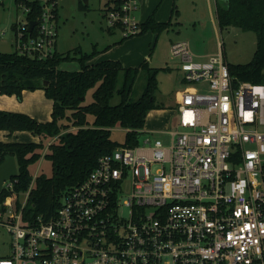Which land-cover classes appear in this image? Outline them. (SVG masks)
I'll return each mask as SVG.
<instances>
[{"label": "built area", "instance_id": "2783aa9c", "mask_svg": "<svg viewBox=\"0 0 264 264\" xmlns=\"http://www.w3.org/2000/svg\"><path fill=\"white\" fill-rule=\"evenodd\" d=\"M60 1L15 0L25 14L15 51L54 54ZM136 9L107 0L109 28L139 34ZM171 52L186 87L170 142L146 137L102 156L49 219H25L27 202L9 195L0 225L11 252L0 264H264V84H235L221 50L201 60L179 40Z\"/></svg>", "mask_w": 264, "mask_h": 264}, {"label": "trees", "instance_id": "16d2710c", "mask_svg": "<svg viewBox=\"0 0 264 264\" xmlns=\"http://www.w3.org/2000/svg\"><path fill=\"white\" fill-rule=\"evenodd\" d=\"M29 5L38 8L35 3ZM216 7L221 29L238 27L256 34L253 59L246 64H228L235 84H264V0H217ZM173 12H179L175 4ZM29 17L35 19L36 16L31 14ZM171 25V20L159 22L153 14L140 23L139 34L149 30L160 33ZM13 28H16L15 24ZM75 52L80 54L78 71L60 68L63 60L71 58L70 53L55 51L40 59L17 51L0 52L1 94L21 99L24 91L44 90L53 100L52 119L48 122L0 109V131L9 134L25 131L38 137V141L31 142L0 141V164L7 155H12L18 165V175L11 181L13 188L4 187L0 193V208L9 195L29 191L33 184L23 210L24 218L28 220L38 216L51 218L62 195L84 181L102 156L111 154L119 146L139 145L145 134L148 113L163 107L156 98L160 69L151 67L148 59L137 67H125L120 60L89 63L96 51L89 54L77 49ZM141 70L148 72L147 85L143 94L132 100L133 86ZM91 90L93 100L86 103ZM116 96L119 102L113 104ZM117 126L126 130L123 144L112 139V129ZM51 138L56 141L49 145L44 157L52 162V175L34 177L30 166L42 158L45 140Z\"/></svg>", "mask_w": 264, "mask_h": 264}, {"label": "rangeland", "instance_id": "374dc122", "mask_svg": "<svg viewBox=\"0 0 264 264\" xmlns=\"http://www.w3.org/2000/svg\"><path fill=\"white\" fill-rule=\"evenodd\" d=\"M136 1L137 9L133 14L139 23L146 21L148 16L154 13L155 18L161 19L159 20L161 22L171 19L172 25L160 33L149 30L142 35H133L121 41L125 37L124 30L120 27L109 28L105 16L107 0H89L88 5H85L83 0H61L55 50L60 54L70 53L71 58L63 60L60 68L67 71H78L81 68L78 60L80 54L75 52L77 49L89 54L96 51L92 61H100L112 56L113 60L119 59L125 66L137 67L148 59L151 67L160 69L157 74V103L162 106L163 103L169 105L165 109L168 111L165 120L168 119L167 129L174 130L177 127L178 116L175 115V107L170 105L176 94L183 90L186 84L183 73L179 69V60L173 59L172 43L179 40L189 41L195 53L214 52L213 54L217 55L221 50L227 65L246 64L253 59L256 34L253 31H243L238 27L221 29L219 24L216 30L211 19V11H214L216 7L215 0H210L211 6L209 0H146L145 5H143L144 1L143 3L140 2L141 0ZM174 4L179 11L178 14L173 12ZM24 18L25 14L19 9L15 0H4L0 3V52L15 51V40L20 37L21 32L18 31L16 35L13 25ZM219 42H221L220 46ZM147 79L148 72L141 70L133 86L132 100H137L143 94ZM122 80L121 76L120 85ZM92 94L93 90L88 93L86 103L93 100ZM118 102L119 97L116 96L112 103ZM161 108L153 110H161ZM150 120L149 117V122ZM149 122L145 124L148 126ZM125 134L126 130L120 126L112 129V139L121 144L125 141ZM146 137H150L153 141L156 139H162L166 143L170 141L169 134L148 135L145 133L141 137V142ZM55 141L56 138L45 140L42 158L30 166L34 177L41 174L49 177L52 175V162L44 155L49 145ZM27 193L28 191L18 195L20 203L27 202ZM11 244V234L5 226L0 225V258L9 256Z\"/></svg>", "mask_w": 264, "mask_h": 264}, {"label": "crops", "instance_id": "0c3cea01", "mask_svg": "<svg viewBox=\"0 0 264 264\" xmlns=\"http://www.w3.org/2000/svg\"><path fill=\"white\" fill-rule=\"evenodd\" d=\"M142 1H144V3ZM145 1L146 0H141L140 2H142L143 5H145ZM209 4H210V0H209ZM210 6H211V4H210ZM215 6H217V0H215ZM216 8L217 7H215L214 11H211V14H212L211 19H212V22L214 23L215 29L218 30V26H217L218 18H217V9ZM150 16L151 15H149L148 18ZM170 18H172V17H170ZM159 20H161V19L158 18V21ZM169 20H171V19H169ZM159 22H161V21H159ZM122 39H121V41H122ZM191 49H193L192 46H191ZM213 53L214 52L195 53V54L197 56L199 55L198 57L200 59L206 60L210 56L214 55ZM103 60H113V59H112V56H108L107 58L100 59V61H103ZM115 60H119V59H115ZM100 61H98V60L92 61L91 60L89 63H97ZM125 67H135V66H125ZM168 106H169L168 104L163 103V108H161V110H156V111L153 110V111H150L148 113V116H147L148 120L146 119V122L147 121L149 122V117L151 118V120H150L148 126L145 124L144 132L146 134H148V135L149 134L153 135L154 133H162L164 135L169 134L170 140H171L172 132L176 128L174 130L167 129L168 128V122H167L168 119L165 120V118L167 116L166 113L168 111L165 109ZM170 106L175 107V109H176L175 115L178 116V120H179V113L177 110V97L176 96L174 97V101H173L172 105H170ZM0 109L4 110V111L24 113V114H27V115L35 118L36 120H38L40 122H48L52 119L53 100L47 98L44 90L24 91L21 99L15 95L8 96V95H4V94L0 93ZM163 122H165V123H163ZM0 141H3V142H15V141L31 142V141H38V137H35L32 133L25 132V131L16 132L13 134H9L8 132L0 131ZM163 142H165V141L163 140Z\"/></svg>", "mask_w": 264, "mask_h": 264}, {"label": "water", "instance_id": "95a60500", "mask_svg": "<svg viewBox=\"0 0 264 264\" xmlns=\"http://www.w3.org/2000/svg\"><path fill=\"white\" fill-rule=\"evenodd\" d=\"M85 5L89 4V0H83ZM36 21L30 22V31L33 30ZM48 84V82H45ZM84 99V98H82ZM18 175V165L16 158L12 155H7L4 161L0 164V193L2 192L5 184L12 181Z\"/></svg>", "mask_w": 264, "mask_h": 264}]
</instances>
